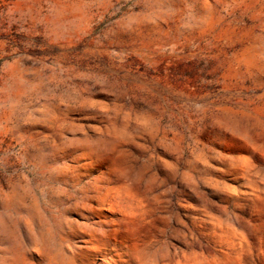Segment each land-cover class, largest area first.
Masks as SVG:
<instances>
[{
  "label": "rangeland",
  "instance_id": "obj_1",
  "mask_svg": "<svg viewBox=\"0 0 264 264\" xmlns=\"http://www.w3.org/2000/svg\"><path fill=\"white\" fill-rule=\"evenodd\" d=\"M0 264H264V0H0Z\"/></svg>",
  "mask_w": 264,
  "mask_h": 264
}]
</instances>
